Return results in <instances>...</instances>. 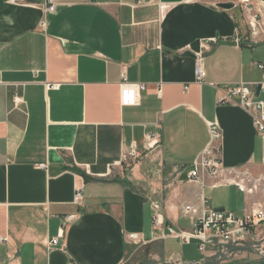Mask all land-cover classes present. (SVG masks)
<instances>
[{
  "label": "crops",
  "instance_id": "0c3cea01",
  "mask_svg": "<svg viewBox=\"0 0 264 264\" xmlns=\"http://www.w3.org/2000/svg\"><path fill=\"white\" fill-rule=\"evenodd\" d=\"M53 1L48 14L38 0H0V264H264L251 245L217 260L168 234L189 231L204 201L238 215L250 204L233 185L190 179L208 123L224 168L264 174L251 116L219 103L264 78V44L246 41L237 0ZM123 72L147 86L134 106L121 104Z\"/></svg>",
  "mask_w": 264,
  "mask_h": 264
},
{
  "label": "built area",
  "instance_id": "2783aa9c",
  "mask_svg": "<svg viewBox=\"0 0 264 264\" xmlns=\"http://www.w3.org/2000/svg\"><path fill=\"white\" fill-rule=\"evenodd\" d=\"M38 1L44 4L45 13L55 12L56 4L53 0ZM139 3L143 4L144 2L141 0ZM237 4L244 14L248 29L246 41L250 45L264 44V2L262 0H237ZM162 8L166 7L162 6ZM241 41L239 38L236 40L238 44ZM203 49L205 50L207 47L204 46ZM257 67L264 72V63H257ZM195 73L197 82L202 84L206 78L203 54L196 55ZM188 89L189 87H185V91ZM146 90L145 84L130 83L127 81L125 72L122 73V82L120 83L122 106L138 104L140 95ZM158 93L161 95V88ZM219 103L238 106L245 110L251 116L258 136L264 141V78L257 83H240L227 88ZM208 128L211 137L210 144L196 160L189 173L190 179L202 185H205L208 179L213 180V187L221 184L233 185L251 198L250 204L242 215H238L231 211L212 209L208 207V202L204 201L201 215L193 220L189 231H177L170 228L168 234L180 239L184 244L196 241L198 251L208 258L226 259L233 254L231 246L245 245H251L259 258H264V174L256 177L247 172L238 176L234 169L224 168L220 126L217 123H208ZM152 140L149 148L159 143L157 136H153ZM140 156L141 154L136 150L130 154L133 161L138 160ZM262 164L264 165V155ZM256 196L261 197V201L252 200ZM75 201L77 204L82 201L81 191L76 194ZM156 212L153 219L154 228L164 224L160 209L157 208ZM191 212V206H187L184 210L185 215H189ZM130 238L133 241L141 240L138 234H131ZM6 240L0 237V243ZM58 244L59 238L50 241V247H56Z\"/></svg>",
  "mask_w": 264,
  "mask_h": 264
},
{
  "label": "water",
  "instance_id": "95a60500",
  "mask_svg": "<svg viewBox=\"0 0 264 264\" xmlns=\"http://www.w3.org/2000/svg\"><path fill=\"white\" fill-rule=\"evenodd\" d=\"M220 7L221 8H224V9H232L233 8V5L232 4H220ZM186 55L187 56H193V54H190V53H188ZM218 211H224V209H219Z\"/></svg>",
  "mask_w": 264,
  "mask_h": 264
},
{
  "label": "rangeland",
  "instance_id": "374dc122",
  "mask_svg": "<svg viewBox=\"0 0 264 264\" xmlns=\"http://www.w3.org/2000/svg\"><path fill=\"white\" fill-rule=\"evenodd\" d=\"M255 176V175H254ZM256 177H258V176H256ZM221 183H223V182H221ZM208 196L212 199V202H215V196L216 195H214V194H210V191L208 190ZM258 199V200H257ZM250 200H251V198H250ZM252 200H256V201H259V197L258 196H256V198L255 199H252ZM233 209V208H232Z\"/></svg>",
  "mask_w": 264,
  "mask_h": 264
}]
</instances>
